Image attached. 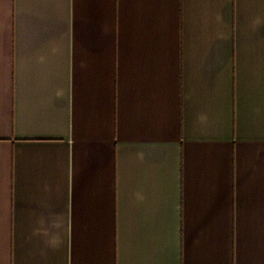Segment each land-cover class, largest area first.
I'll return each mask as SVG.
<instances>
[{
	"label": "crops",
	"instance_id": "obj_1",
	"mask_svg": "<svg viewBox=\"0 0 264 264\" xmlns=\"http://www.w3.org/2000/svg\"><path fill=\"white\" fill-rule=\"evenodd\" d=\"M0 264H264V0H0Z\"/></svg>",
	"mask_w": 264,
	"mask_h": 264
},
{
	"label": "clouds",
	"instance_id": "obj_2",
	"mask_svg": "<svg viewBox=\"0 0 264 264\" xmlns=\"http://www.w3.org/2000/svg\"><path fill=\"white\" fill-rule=\"evenodd\" d=\"M202 119H203V117H202ZM52 227H53V228H59V227H60V224H59V223H54V224L52 225ZM45 235H47V232L45 233ZM53 242H55V238H53Z\"/></svg>",
	"mask_w": 264,
	"mask_h": 264
}]
</instances>
